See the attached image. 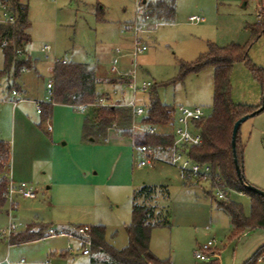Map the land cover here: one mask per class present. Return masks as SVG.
<instances>
[{"label": "rangeland", "instance_id": "rangeland-1", "mask_svg": "<svg viewBox=\"0 0 264 264\" xmlns=\"http://www.w3.org/2000/svg\"><path fill=\"white\" fill-rule=\"evenodd\" d=\"M259 1L176 0L174 20H160L158 27L148 20L146 28L153 32L146 34L148 50L138 58V83H151L153 88L148 92L139 90L135 96L129 88L114 85L124 83L123 79L107 81L113 78L110 69L114 59H119L121 73L130 69L127 54L132 47V33L124 25L135 21L137 0H23L29 7L30 26L26 32L31 38L26 52L34 67L20 73L23 74L18 84L27 89L30 98L49 97L47 84L53 80L54 64L66 59L95 67L99 99L94 104L101 99L127 103L135 97L136 107L147 113L151 101L158 99L174 111L179 107H202L208 118L213 111L214 68L207 66L178 80L181 66L195 63L210 45L238 44L251 46V64L264 68V36L255 41L250 30L258 22L264 23L260 10L261 18L256 19ZM193 16L200 17V23H192ZM46 47L52 52L50 59L43 52ZM116 48L123 50V56L115 53ZM3 68L4 53L0 48V70ZM2 78L11 80V87L18 86L11 72ZM230 83L234 103L254 107L261 104V85L245 62L234 64ZM9 92L2 83L0 140L6 142L12 138L13 106L2 103V99ZM93 105H87L85 111L69 105L58 108L51 121L56 128L57 145L44 162L33 160L24 151L26 146L19 135L15 144L10 142L15 159H26L25 164L32 168V176L25 183L36 192V198L17 197L16 209L11 210L7 203L0 212V262L8 257L10 264H20L22 260L25 264H89L91 256L82 253L84 245L68 236L10 245L7 229L14 226L22 230L32 222H39L31 225L36 231L48 225L44 236L49 235V229L62 226H104L115 247H127L125 226L132 220L133 196L147 185L169 189V198L160 195L157 204L169 212L170 226L154 229L151 236L152 251L160 260L172 264H256L253 258L264 244V229H248L235 237L230 216L219 208L221 200L216 198L214 184L184 178L180 169L163 161L165 155L159 151L155 156L162 161L138 167L140 158L132 147L131 128L134 123H142L145 116L137 117L135 122L130 108H115L117 121L112 127L100 132L94 142H83L85 119L102 108ZM20 106L33 120L30 122L42 123L44 130L47 120L37 114L36 105ZM175 124L172 120L157 127L161 132L173 133ZM26 133L31 135L32 127L26 128ZM43 133L49 140L50 135ZM240 137L245 144V177L264 191V111L241 126ZM219 187L229 197L226 203L241 204L245 216H250V196L231 190L223 180ZM210 241H215L216 246L207 254L209 260L202 262L196 252Z\"/></svg>", "mask_w": 264, "mask_h": 264}, {"label": "trees", "instance_id": "trees-1", "mask_svg": "<svg viewBox=\"0 0 264 264\" xmlns=\"http://www.w3.org/2000/svg\"><path fill=\"white\" fill-rule=\"evenodd\" d=\"M7 1L12 10L17 14V25L0 26V35H8L15 39L17 46L24 49V45L31 41L26 32L29 28V7L23 0ZM141 7L150 19L170 22L176 14V0H155L144 3ZM264 13V9H261ZM252 37L255 41L264 36V23L258 22L250 27ZM251 46L231 44L226 47L210 45L206 54L192 64H183L178 78L184 79L190 73H198L207 66H212L214 74V102L211 116L206 118L200 128L203 133V142L200 146L191 149V157L204 164H210L214 170L215 177L223 180L225 185L241 194L252 198L251 214L245 216L243 207L236 202L220 201L219 208L224 210L231 219L233 234L241 236L248 229H264V198L248 189L252 186L244 174L245 144L240 137L237 138V160L241 167L243 177L237 176L234 155L232 149V135L235 123L242 117L249 115L264 107V68H258L251 64L249 51ZM4 68L0 71V77L10 74L14 70L15 78L20 76L22 69L30 70L32 63L28 58L15 59L12 46L3 49ZM245 62L250 66L255 78L262 88V101L257 107L236 104L232 99L230 74L234 64ZM54 89L49 103H41V116L47 120L52 114L53 104L69 106H87L94 104L99 99L96 91L97 79L95 71L88 64H78L67 61H57L53 76ZM19 87L15 84L9 90ZM174 108L162 104L158 99H153L142 122L147 125H168L173 120ZM117 121L116 109H101L87 117L84 122L83 140L94 142L96 136L104 130L112 127ZM172 137L167 135H141L135 138L136 145H152L164 147L170 145ZM11 146L8 142L0 140V210L7 204L8 185L7 176L10 173ZM185 176V175H184ZM184 178L190 180L189 177ZM169 198L167 186H143L135 191L132 205L131 223L125 226L129 237L127 247L118 249L107 242L106 228L104 226L91 227V258L90 264H172L169 260H160L150 248L152 232L156 228L169 227V212L165 208H159L158 196ZM82 225L78 226L81 227ZM48 225L42 226L38 231L30 227L23 233L10 236V245L26 244L44 239V232ZM102 256V259L99 257ZM256 264L263 260L264 246L255 254ZM252 259V260H253ZM213 264V263H210Z\"/></svg>", "mask_w": 264, "mask_h": 264}, {"label": "built area", "instance_id": "built-area-1", "mask_svg": "<svg viewBox=\"0 0 264 264\" xmlns=\"http://www.w3.org/2000/svg\"><path fill=\"white\" fill-rule=\"evenodd\" d=\"M137 13H136V19L133 22V25L131 27V33L133 34V49L131 51V57H132V64L134 66V69L130 71V77L133 80V83H131L130 87L131 90L134 92V95L136 96V93L138 90H140L142 87H138L136 84V67H137V59L140 55L144 54L148 50V44L143 39V35L147 33L149 30L147 27V21L149 20V17L146 16L145 12L143 11L141 7V2L137 0ZM261 12V10H260ZM259 12V18H261V14ZM199 17H191L190 21L198 23L200 22ZM18 16L17 14L12 10L11 5L7 1L0 0V26H10L15 27L17 25ZM12 46L14 48L15 53V59H22L25 58L24 49L21 46H17L15 39L13 37H10L8 35H0V48L5 49L7 47ZM46 52L50 51L49 47H46ZM117 60L114 61L113 66L111 67V71L117 72ZM26 69L23 68L22 72H25ZM48 90H49V99L52 97L54 84L53 82L48 83ZM146 85L142 89H145ZM23 99L21 97V94L16 90L12 89L8 95H5L2 99V103H12L14 106H16L19 102H21ZM108 101L105 99H101L99 104H91L93 106H101V107H109V108H120V107H126L130 108L134 121L136 122L137 117H143L146 116V110L143 108L136 107L135 104V97L127 102V103H107ZM37 112L41 114V103L36 104ZM79 110L85 111L86 106H77ZM206 119V115L203 111L202 107H179L176 111H174L173 114V121L175 124L174 132H161L157 126L153 125H147L142 123H134L131 132L133 134L132 136V144L133 149L137 153V155L140 158V161L138 162V167H145L148 165L153 164L156 161H162L159 160L155 156V152L159 151L165 155V158L163 161H167L172 166L177 167L182 171V173L189 177L190 179H196L199 181H205L210 182L215 185L216 190V198H218L221 201H228L229 197L226 193V191L221 190L219 187L220 179L215 177V173L213 168L210 164H204L199 163L195 161L190 154V151L194 147H198L203 142V133L200 128V124ZM53 127L50 122H47L46 125V131L52 132ZM141 135H167L172 137V142L170 145L164 146V147H152L149 145H136L135 144V138L137 136ZM0 176V180H1ZM7 180L9 182L8 185V194H7V202L11 205V207L16 208V198L17 197H24L27 199H35L36 198V192L33 190V188L25 183H19L15 184L10 176V173L7 176ZM15 227L10 226L7 229V234L9 237L14 232ZM49 237H56V236H68L71 239H76L80 243L84 245V249L82 250V253L85 255H90L91 253V247H92V239H91V227L84 225L81 227H77L74 229V232L66 234L64 232L55 231L53 229H50L48 232ZM215 241H210L204 246L200 248L196 252V258L202 262H207L209 260V257L207 254L214 248ZM69 250H72L71 247H69ZM25 261H20V264H24ZM0 264H10L8 259L3 260L0 262ZM259 264H263V260H259Z\"/></svg>", "mask_w": 264, "mask_h": 264}, {"label": "crops", "instance_id": "crops-1", "mask_svg": "<svg viewBox=\"0 0 264 264\" xmlns=\"http://www.w3.org/2000/svg\"><path fill=\"white\" fill-rule=\"evenodd\" d=\"M143 1H147L149 2V0H143ZM150 1H154V0H150ZM257 17L256 19L258 20L259 19V14H258V11L261 10V9H264V0H261L257 3ZM194 17V16H193ZM200 18V17H199ZM201 19V18H200ZM151 22L153 24H156L157 27L161 25V21L160 20H156V19H150ZM201 21V20H200ZM192 23H195V22H192ZM200 23V22H198ZM196 24V23H195ZM133 25V22H128L124 25V28L125 30H128L131 32V27ZM147 25H149V22L147 21ZM151 32L153 31H148L147 33L150 34ZM145 33L143 35V39L145 40V36L146 34ZM147 34V35H148ZM133 34H132V47L130 48V53L128 52V57L130 58L129 60V71L127 73H121L118 69V64H119V59L116 58L113 60L112 62V66L114 64V61L117 60V72H113L111 71L110 69V72L112 73L113 75V78L110 79L109 81H107L108 83L111 82V80H114V79H117V78H121L123 79L125 82L124 83H120V84H114V85H118V86H122V87H126V88H129L131 90V83H133V80L132 78L130 77V71L134 69V66L132 64V57H131V51L133 49ZM146 41V40H145ZM147 42V41H146ZM148 44V43H147ZM26 47H27V44L24 45V53H25V58H28L30 61H32V58L27 54L26 52ZM3 50V49H2ZM45 49H43V52L45 53L46 55V58L47 59H50L51 56H52V52L51 50L49 52H46L44 51ZM115 53L118 55V56H123V50L121 48H116L115 49ZM143 55V54H142ZM141 56V55H140ZM139 56V57H140ZM138 57V58H139ZM58 61H67V62H71L69 60H58ZM33 62V61H32ZM57 62V61H56ZM36 65V63H34ZM91 68L94 69L95 71V76H96V79H97V73H96V69L95 67L91 66L90 64H88ZM32 67H34V65H32ZM54 67H55V64H54ZM138 70H139V65H138V59H137V67H136V84L138 85V87H144V85H146V88L145 89H140V90H143L144 92H148L152 87V84L151 83H147V82H143L142 84H139L138 83ZM1 71V70H0ZM27 71V70H26ZM53 71H54V68H53ZM24 73V72H23ZM22 73V74H23ZM54 73V72H53ZM11 74H12V78L14 81H16L17 78H15L14 76V70L11 71ZM22 74L21 76L19 77V79L16 81V83L18 84V81L21 80V77H22ZM50 82H53L50 81ZM49 82V83H50ZM2 83H4L6 85V90H9V88L11 87L10 85L12 84V81L9 80L8 78H2L0 79V86L2 85ZM14 83V82H13ZM97 84H98V79H97ZM113 84V83H111ZM19 89H20V94H21V97H22V101L19 102L16 106H14L12 103H9L13 106V113H12V124H13V128H12V138H9V144L10 142H12L13 144H15V141H16V137L17 135H19V137H21V139L24 141L23 144L24 146V151H28L32 156H33V160L35 161H46V159H48L50 157V154L54 151V148L56 147V128L53 126V117H54V114L56 112H58V108H61L62 106L64 105H59V104H54L52 105V114L51 116L49 117V119H47V122H50L52 124V127H53V130L52 132H47L46 131V126L44 128V130L42 129V123H39V124H32L30 121H33V120H30L29 118V115L26 114L24 112V108L20 106V104H32V105H36L37 103H49L50 102V99L48 97H46L45 99L44 98H30L29 97V93L27 91V89L21 87L19 84ZM48 86V84H47ZM96 91H97V85H96ZM139 91V90H138ZM137 91V93H138ZM136 93V94H137ZM48 96H49V90H48V87H47V93ZM3 95H5V93H3ZM2 98V97H1ZM47 99V100H46ZM116 102H120L122 103L121 101L117 100ZM7 103V102H6ZM36 112H37V107H36ZM37 114H39L37 112ZM40 115V114H39ZM52 117V118H51ZM51 118V119H50ZM52 121V122H51ZM56 121V120H55ZM56 124V122H55ZM84 124V123H83ZM29 127H32L33 129V133L31 135H28V133H26V128L29 130ZM84 128V126H83ZM46 132L49 136V140L48 138L44 135L43 132ZM83 134V133H82ZM33 141H36L35 143H33ZM82 141L85 142V140H83V135H82ZM11 146V145H10ZM132 147H133V144H132ZM20 160L17 161V158L15 159L14 157V153H12V147H11V165H10V176H11V179L12 181L15 183V184H19V182H26L28 178H30L32 176V168L30 167L29 163H27V165L25 164V160L26 159H21L19 158ZM26 165V166H25ZM241 194V193H240ZM8 203V202H7ZM7 205V204H6ZM6 207V206H5ZM5 207L3 209H5ZM16 208H17V203H16ZM16 208H13L11 207V210H14ZM2 209V210H3ZM221 209V208H220ZM0 210V212L2 211ZM33 223H39V222H32V223H28L24 226V229L22 230H17V228H15L14 232H19V233H23L25 232L29 227L30 225H32ZM83 225H87V226H93L91 224H83ZM53 229V228H51ZM74 229H75V226L74 225H68V226H65V227H60V229H53L55 231H59V232H64L66 234H69V233H72L74 232ZM50 230V229H49ZM49 232V231H48ZM49 237L48 235L45 237L47 238ZM44 238V239H45ZM106 240L108 243H110L111 245L112 242H110V240H108V230H106ZM114 246V245H113ZM216 246V242H215V245L214 247ZM264 246V244H263ZM69 247L71 246H68V250H69ZM115 247V246H114ZM262 247V246H260ZM259 247V248H260ZM117 248V247H116ZM150 248H151V251H152V247H151V242H150ZM258 248V249H259ZM118 249H121V248H118ZM257 249V250H258ZM69 251H72V250H69ZM153 252V251H152ZM154 253V252H153ZM155 254V253H154ZM220 255V254H219ZM87 256H91V255H87ZM91 258V257H90ZM251 258V257H250ZM249 258V259H250ZM5 259H8V257H6ZM4 259V260H5ZM218 260H219V257H218ZM248 261V260H247ZM20 263V262H19ZM25 264V263H24ZM45 264H51L49 261H47ZM89 264H90V260H89Z\"/></svg>", "mask_w": 264, "mask_h": 264}, {"label": "water", "instance_id": "water-1", "mask_svg": "<svg viewBox=\"0 0 264 264\" xmlns=\"http://www.w3.org/2000/svg\"><path fill=\"white\" fill-rule=\"evenodd\" d=\"M144 3H146L147 1H143ZM264 111V107L260 108L259 110L249 114V115H246L244 117H242L241 119H239L235 125H234V128H233V135H232V149H233V155H234V163H235V166H236V172H237V176L239 177V179L241 180L242 177H243V174H242V170H241V167L239 166L238 164V160H237V138H238V134H239V131L241 129V126L247 121L249 120L250 118H253L257 115H259L260 113H262ZM248 189L250 191H252L253 193L261 196L264 198V191L254 187V186H248Z\"/></svg>", "mask_w": 264, "mask_h": 264}]
</instances>
